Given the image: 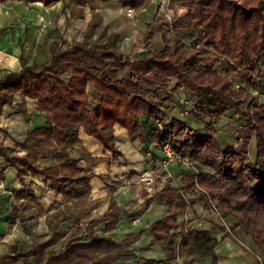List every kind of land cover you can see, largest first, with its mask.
<instances>
[{"label":"clouds","instance_id":"obj_1","mask_svg":"<svg viewBox=\"0 0 264 264\" xmlns=\"http://www.w3.org/2000/svg\"><path fill=\"white\" fill-rule=\"evenodd\" d=\"M0 264H264V0H0Z\"/></svg>","mask_w":264,"mask_h":264},{"label":"crops","instance_id":"obj_2","mask_svg":"<svg viewBox=\"0 0 264 264\" xmlns=\"http://www.w3.org/2000/svg\"><path fill=\"white\" fill-rule=\"evenodd\" d=\"M64 223L68 224L69 226H71V224L73 223V221L71 220H68V221H65ZM134 226V225H133ZM169 231H171V229H169ZM98 238H104V237H100V236H97Z\"/></svg>","mask_w":264,"mask_h":264},{"label":"trees","instance_id":"obj_3","mask_svg":"<svg viewBox=\"0 0 264 264\" xmlns=\"http://www.w3.org/2000/svg\"><path fill=\"white\" fill-rule=\"evenodd\" d=\"M67 221H68V220H67ZM64 222H65V221H64ZM104 238H105V237H104ZM104 238H98L97 236L94 237V239H104ZM44 243L47 244V243H49V241H48V240H45Z\"/></svg>","mask_w":264,"mask_h":264}]
</instances>
